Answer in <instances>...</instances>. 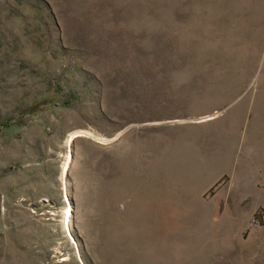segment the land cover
Listing matches in <instances>:
<instances>
[{"label": "rangeland", "instance_id": "obj_1", "mask_svg": "<svg viewBox=\"0 0 264 264\" xmlns=\"http://www.w3.org/2000/svg\"><path fill=\"white\" fill-rule=\"evenodd\" d=\"M0 264H264V0H0Z\"/></svg>", "mask_w": 264, "mask_h": 264}, {"label": "built area", "instance_id": "obj_2", "mask_svg": "<svg viewBox=\"0 0 264 264\" xmlns=\"http://www.w3.org/2000/svg\"><path fill=\"white\" fill-rule=\"evenodd\" d=\"M261 222H260V219L258 217H252L250 222H249V228L250 229H253L255 227H258L260 226Z\"/></svg>", "mask_w": 264, "mask_h": 264}, {"label": "bare ground", "instance_id": "obj_3", "mask_svg": "<svg viewBox=\"0 0 264 264\" xmlns=\"http://www.w3.org/2000/svg\"><path fill=\"white\" fill-rule=\"evenodd\" d=\"M74 137V135H71L69 138H68V141L70 142L71 141V139ZM67 165V164H66ZM65 165V166H66ZM65 170H66V168H65ZM65 172V171H64Z\"/></svg>", "mask_w": 264, "mask_h": 264}, {"label": "trees", "instance_id": "obj_4", "mask_svg": "<svg viewBox=\"0 0 264 264\" xmlns=\"http://www.w3.org/2000/svg\"><path fill=\"white\" fill-rule=\"evenodd\" d=\"M8 123H10V122H9V121L5 122V123H4V126H6Z\"/></svg>", "mask_w": 264, "mask_h": 264}]
</instances>
